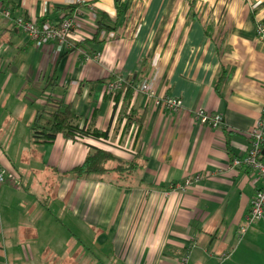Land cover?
I'll return each mask as SVG.
<instances>
[{
    "label": "crops",
    "instance_id": "1",
    "mask_svg": "<svg viewBox=\"0 0 264 264\" xmlns=\"http://www.w3.org/2000/svg\"><path fill=\"white\" fill-rule=\"evenodd\" d=\"M1 5L41 23L73 9L76 28L67 47L34 41L0 18V264H179L186 255L187 264H264V219L240 236L264 179L233 165L262 117L264 0ZM102 13L114 29L98 32ZM82 49L102 57L87 59ZM111 77L133 85L153 77L158 95L183 107H157L133 85L127 106L123 94L116 104L106 90ZM60 104L108 137L39 140L38 113ZM200 107L221 113L226 127L197 121ZM130 111L142 126L128 125ZM95 148L114 154L112 170L72 176Z\"/></svg>",
    "mask_w": 264,
    "mask_h": 264
},
{
    "label": "built area",
    "instance_id": "2",
    "mask_svg": "<svg viewBox=\"0 0 264 264\" xmlns=\"http://www.w3.org/2000/svg\"><path fill=\"white\" fill-rule=\"evenodd\" d=\"M73 16L64 17L58 23L39 22L34 18L27 16H14L13 11L4 6H0V18L14 19L16 24L21 27L29 37L37 42L44 43H58L61 46L72 47L74 45V34L76 28V21ZM258 33L261 37H264V25H258ZM85 52V57L92 59H100L102 57L101 52H92L82 49ZM127 82L124 78H117L109 81L106 84L107 93L113 94L122 88H124ZM133 85V84H132ZM136 92H141L149 98H153L157 107H164L172 112L180 111L183 107L182 99L171 95H158L156 87L154 85V78L148 77L143 81L133 85ZM197 121L202 124L209 125L216 129H223L226 127V122L221 113H212L205 108L200 107L194 114ZM81 127L88 128L87 124H82ZM251 145L245 156L235 158L233 161L234 166L244 165L254 172H256L260 178L264 179V106L262 111V117L259 118L250 132ZM83 136H78L80 138ZM200 178V175L187 178L184 183L179 184V188L184 189L192 185L196 180ZM7 180V171L0 164V184ZM264 219V183L263 186L257 190L252 200V206L250 211L246 214L244 223L240 228V236H242L248 229V227L260 220ZM188 255L183 258L179 264H187Z\"/></svg>",
    "mask_w": 264,
    "mask_h": 264
},
{
    "label": "trees",
    "instance_id": "3",
    "mask_svg": "<svg viewBox=\"0 0 264 264\" xmlns=\"http://www.w3.org/2000/svg\"><path fill=\"white\" fill-rule=\"evenodd\" d=\"M73 13V9L69 12L67 17ZM120 17H117V21ZM116 26L112 25V21L107 13H102L98 20V32L107 29H114ZM77 46V45H76ZM224 75H220L218 79L221 81ZM114 80L113 77L110 78L109 81ZM101 82H106L105 79L100 80ZM107 80L106 83L109 82ZM131 85V86H130ZM132 91L131 82L127 81L124 85V88L113 93L112 95L116 99V104L119 102L122 94L124 104L127 106V102L129 101L130 92ZM125 113V112H124ZM136 114L133 111H130L128 118V125L132 122H140V126H142V120L138 119ZM79 117L77 116L75 110L71 108L69 105L60 104L59 108L53 111H49L47 109L41 110L36 118L35 122V131L36 136L39 140L43 142H53L56 137L60 134H63L66 138L77 139L78 136H90L94 138H106L108 137V131H98L91 126L88 128L81 127L80 123L77 121ZM141 128V127H140ZM115 156L112 152L95 148L85 159L82 164L76 165L70 171V174L76 178L87 177L92 173H105L107 171H111L109 167H107V163L111 160H114ZM123 165L116 166L113 170L117 172H121Z\"/></svg>",
    "mask_w": 264,
    "mask_h": 264
}]
</instances>
